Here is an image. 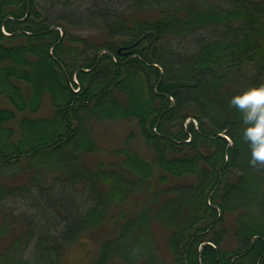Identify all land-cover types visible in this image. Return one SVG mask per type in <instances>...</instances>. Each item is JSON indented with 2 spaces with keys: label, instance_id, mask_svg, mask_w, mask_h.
I'll list each match as a JSON object with an SVG mask.
<instances>
[{
  "label": "trees",
  "instance_id": "obj_1",
  "mask_svg": "<svg viewBox=\"0 0 264 264\" xmlns=\"http://www.w3.org/2000/svg\"><path fill=\"white\" fill-rule=\"evenodd\" d=\"M111 1L126 2L125 10L79 14L43 11L38 0H0V199L27 193L36 176L58 170L27 159L47 150L45 159L68 144L79 133L81 112L134 120L153 150L148 158L127 151L126 140L108 161L104 147L87 138L77 159L95 155V167L82 165L72 182L62 177L83 184L79 223L72 226L58 202L63 224L39 236L33 260L47 264L52 255L67 264L60 261L65 246L85 238L87 252H94L88 264H121L113 250L127 228L138 244L147 234L154 264L164 263L162 247L171 264H264V213L258 206L256 215L251 204L264 191V171L253 162L242 112L231 103L264 83V0ZM88 27L97 40L80 34ZM190 37L192 44L170 47L171 39ZM8 165L18 167L10 174ZM22 173L30 183L7 185ZM101 191L106 201L91 200ZM122 204L133 211H117ZM151 209L163 215L148 218ZM154 229L161 230L160 241ZM8 230L0 227V236ZM149 252L146 247L138 261L125 264H147Z\"/></svg>",
  "mask_w": 264,
  "mask_h": 264
},
{
  "label": "rangeland",
  "instance_id": "obj_2",
  "mask_svg": "<svg viewBox=\"0 0 264 264\" xmlns=\"http://www.w3.org/2000/svg\"><path fill=\"white\" fill-rule=\"evenodd\" d=\"M68 4L64 5L65 0H58L56 4L52 6V0H38L41 4L42 10L46 11L49 9H57L60 8V11L65 10L66 12L72 13H82L88 10H95V11H104L109 13H117L119 11L125 10L123 9L126 7L127 3H118L119 5L115 4V2L111 0H68ZM59 11V12H60ZM124 13V12H123ZM80 24V23H79ZM74 29V28H73ZM82 31L80 34H87L85 36H89L93 39V41L97 40L96 32L88 30ZM75 33L79 34L75 29L73 30ZM201 33H197L196 36H200ZM193 37L190 38H173L170 41L171 48H181L184 45L192 44ZM74 81L77 83L76 78L74 77ZM42 111L45 112L49 108L44 105L41 106ZM47 115L50 112L46 113ZM45 115V113L43 114ZM98 113L90 114L88 112H81L80 113V122L78 125V131L76 136H74L68 144L63 147L55 148L51 150L50 157L45 159H41L40 155H44L46 151H41L38 154L34 155L30 159H27L28 162H32L34 166L48 165L51 168H57L53 170L47 177L43 176H36L37 182L33 185H29V191L27 193H23L21 195H10L5 198L0 199V227H6L7 231L6 235L0 236V254L2 258L0 259V264H8L10 263V258L12 257L16 261L15 264H18L20 261L28 262L29 264H39L36 259L38 256L37 250H34V244L38 241V245L40 246L41 238L39 236H50L53 234L55 230V225L62 226L63 224V211L60 208L61 203L66 211H68L69 215L71 216L72 226H75L79 223V219L75 214H81L80 210L83 207L80 198L83 194L81 191L82 185L81 182L76 181V183L70 184L72 182L73 177L78 173H83L85 169H82V165L86 168L91 169L95 167V163L97 162V156L92 155L89 158H85L82 162L78 161L77 155L83 156L84 152L80 150L79 147L83 143H87V138L93 140L99 147H104L106 152L101 155L102 157L106 158L108 161L112 160V156L114 157V150H120L123 148L124 143L127 140V145L124 147L127 151H135L141 154L144 157H150L153 150L151 147L146 146L143 143V139L137 129L136 123L134 120H110L105 118H98ZM122 150V149H121ZM80 162V163H79ZM19 166V164H18ZM8 165L5 167V171L7 173H12L14 169L18 167ZM258 166L260 169L264 171V163L258 162ZM22 167V166H21ZM104 170H112L113 166L104 165ZM22 168H20L21 170ZM79 169V170H78ZM116 169V168H115ZM59 171V172H58ZM27 173V172H26ZM36 175V174H35ZM63 175L68 180L65 182L62 177ZM122 175V174H119ZM61 178V179H60ZM122 179H127V177L122 176ZM41 180L43 183L40 185ZM4 183L5 181L2 180ZM95 183L96 180H94ZM7 185L11 186H18L23 184L30 183L28 181V176L26 174H21L16 177H11L10 179H6ZM99 183V182H98ZM129 184L128 182H120L122 184ZM43 187V189L41 188ZM99 187V186H98ZM71 189L67 190V189ZM132 196V192L130 193ZM137 195V194H135ZM107 194L97 192L96 194L91 193L90 198L91 200L98 199L101 201H106L108 198L106 197ZM249 202L251 201V197H247ZM134 197L130 200L134 203ZM57 200V201H56ZM129 200V201H130ZM59 202V203H58ZM132 203V205H133ZM254 203H251L254 212H260L259 207H261L262 211L260 212L262 215L264 213V191H262L259 200ZM134 206H137V202H135ZM259 206V207H258ZM113 210H116L115 206L111 207ZM117 211L124 210L126 213L132 212L133 210L130 205H119ZM98 211V210H97ZM96 211V212H97ZM86 213V212H85ZM256 214V215H260ZM82 214H84L82 212ZM47 215V221L46 217ZM131 214H129L130 216ZM147 217L153 218L159 217L160 214L157 210H149L146 212ZM233 217V215H228V218ZM145 225V222H143ZM44 226H46L44 228ZM133 226V225H132ZM112 226H108L107 228H111ZM30 229H32L33 234L31 235ZM42 230V231H41ZM67 230H72V227ZM28 231V234H27ZM41 231V232H40ZM48 232L45 234V232ZM69 231V233H70ZM124 238L120 239V241L114 246V252L118 254V259L121 264H125L126 261H138L137 256L143 254V250L146 247H149L150 252L148 255L147 264H154L156 260L153 257L152 247L153 244L146 241L145 233H142V240L144 243L138 244L135 241H130L129 236H134V230L129 231L127 228L124 229ZM155 236L157 235L158 240L160 241L161 230L159 232L154 229L153 231ZM20 234H24L23 241L21 242L20 246L18 243L17 246L12 247L11 243L17 238ZM113 234L109 235L112 236ZM29 236L31 238L29 239ZM39 238V240H38ZM17 242V241H16ZM89 241L85 238H79L76 242L65 246V252L63 254V258L61 261L67 264H86L87 259H89L90 254L94 253L93 251L87 252V249H90ZM15 244V243H14ZM46 246H50V243H46ZM100 244V243H99ZM163 246V245H162ZM12 247V248H11ZM95 248L96 245H93ZM10 248V249H9ZM9 249V250H8ZM166 249V248H165ZM8 250V251H7ZM161 254H165L164 263L162 264H171L168 254L163 249L159 250ZM36 253V254H35ZM83 254L85 255L84 258ZM48 261L47 264H57L52 258V255L47 256ZM86 260V261H85ZM59 262V260H58ZM88 264V263H87Z\"/></svg>",
  "mask_w": 264,
  "mask_h": 264
},
{
  "label": "clouds",
  "instance_id": "obj_3",
  "mask_svg": "<svg viewBox=\"0 0 264 264\" xmlns=\"http://www.w3.org/2000/svg\"><path fill=\"white\" fill-rule=\"evenodd\" d=\"M231 103L242 112L244 137L250 142L253 162H264V83L237 93Z\"/></svg>",
  "mask_w": 264,
  "mask_h": 264
}]
</instances>
